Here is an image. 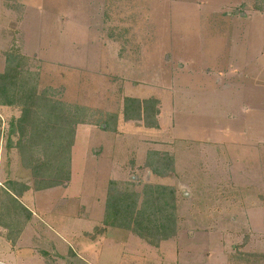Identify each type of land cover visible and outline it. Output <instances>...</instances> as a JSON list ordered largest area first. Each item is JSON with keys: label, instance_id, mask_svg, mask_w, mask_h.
Instances as JSON below:
<instances>
[{"label": "rangeland", "instance_id": "374dc122", "mask_svg": "<svg viewBox=\"0 0 264 264\" xmlns=\"http://www.w3.org/2000/svg\"><path fill=\"white\" fill-rule=\"evenodd\" d=\"M12 49L39 71L40 88L86 106L89 122L76 127L70 180L37 194L33 237L20 242L19 226L1 225L11 246L0 242V264L246 259L230 251L264 236V0H0V71ZM125 97L158 98V126L125 120ZM19 115L18 107H0L7 176L33 186L17 135L7 144ZM151 150L173 156L170 176L145 166ZM110 180H133L139 190L174 186L176 237L154 247L105 228L93 239ZM7 197L0 189V222H21L27 211Z\"/></svg>", "mask_w": 264, "mask_h": 264}, {"label": "trees", "instance_id": "16d2710c", "mask_svg": "<svg viewBox=\"0 0 264 264\" xmlns=\"http://www.w3.org/2000/svg\"><path fill=\"white\" fill-rule=\"evenodd\" d=\"M28 59L15 49L6 52L5 67L0 71V106L19 108L20 115L11 120L7 144L10 146L16 134L15 146L19 149L22 165L32 171L33 187L43 190L70 180L76 127L89 122V109L62 100L57 89L51 86L40 88L39 71L29 67ZM121 113L125 120L142 121L146 126L156 127L160 100L125 97ZM145 166L159 177L170 176L175 170L173 156L157 150L149 151ZM18 184L13 181L7 184V198L18 209L27 211L29 220L30 211L15 197L22 194ZM24 188L28 187L24 185ZM177 199L176 188L172 185L144 183L139 190L133 180H110L103 225L95 228L92 237L96 238L105 228H120L159 247L161 242L176 237L179 230ZM21 222L0 224L7 229L19 226L16 238L23 228Z\"/></svg>", "mask_w": 264, "mask_h": 264}, {"label": "crops", "instance_id": "0c3cea01", "mask_svg": "<svg viewBox=\"0 0 264 264\" xmlns=\"http://www.w3.org/2000/svg\"><path fill=\"white\" fill-rule=\"evenodd\" d=\"M0 107H5V106H0ZM4 126H5V123L2 125L1 130L4 128ZM0 133L2 134V132H0ZM1 134H0V189L1 190H5V192H6V190H8L7 189V186H8L7 184L9 182H11V181L18 182L19 183L18 184L19 185V190H21L22 194L20 195V197H18V196H15V197H17L19 199V201L25 206V208L27 210H29L30 213H31L29 220H28L27 215H26L25 218H22V221L24 220V222L22 223L23 224V228H22V230H21V232L19 234L20 237H21V240H19V241L23 242V240H27V237H33V235H34L33 234L34 227L37 228L38 225L36 226V224H39L35 220V218H36L35 216H37V218H39L38 214H37L38 210L35 207L40 202V199H39L37 194L47 192V190H49V189H52L54 187H60L62 185L54 186V187H51V188H46V189H43V190H34V187L31 186L32 184H30L28 181H21L20 179H15L14 177H10L9 178L7 176L8 175L7 174L8 173L7 172L8 169H7V164L5 162L6 161V157L4 156V152H3V150H4L3 149V140L1 138ZM23 169L27 171L26 168H23ZM22 184H23V188H20V186ZM24 185H26L28 188L27 189L24 188ZM34 209H36L37 212H35ZM39 209L42 210V207L39 208ZM53 211L54 210L51 209V212H53ZM51 212L50 211H46L45 212L46 214H44V216H42L44 218L43 219L40 218V219L44 223L49 222L48 220H46V217H47L48 213H50V215H51L52 214ZM58 213H60V212L58 211ZM62 215H64V214L61 213L58 216L61 217ZM46 225H48V223ZM48 228H49V226H48ZM1 230H2V227H1V224H0V242L1 243L4 242L6 244V246H7V244H9V243L4 238V234L1 233ZM58 234L59 233L57 232V235ZM250 237L253 238V237H257V236L250 235ZM246 238H247V236H246ZM256 239L252 240L251 243H250V241L249 242H240L239 245L236 243L238 246L235 248L234 251H230L231 254H233L234 252L238 253L239 249H240V252L241 251L243 252V254L246 256V259L242 260L243 262L241 261L240 264H264V236L263 235L261 236V240H256ZM30 250H32V249H30ZM24 251L26 252V250H24ZM13 252L15 254L14 257L19 259L20 255H19L18 251L16 249H13Z\"/></svg>", "mask_w": 264, "mask_h": 264}]
</instances>
